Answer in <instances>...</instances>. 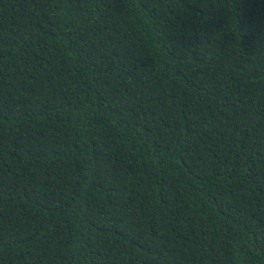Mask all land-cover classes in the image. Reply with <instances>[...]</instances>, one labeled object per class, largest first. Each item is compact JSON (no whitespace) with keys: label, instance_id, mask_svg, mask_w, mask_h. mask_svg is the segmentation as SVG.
Returning a JSON list of instances; mask_svg holds the SVG:
<instances>
[{"label":"trees","instance_id":"trees-1","mask_svg":"<svg viewBox=\"0 0 264 264\" xmlns=\"http://www.w3.org/2000/svg\"><path fill=\"white\" fill-rule=\"evenodd\" d=\"M0 264H264V0H0Z\"/></svg>","mask_w":264,"mask_h":264}]
</instances>
